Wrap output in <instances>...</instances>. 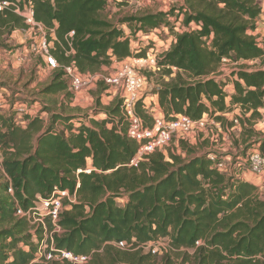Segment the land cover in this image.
Here are the masks:
<instances>
[{
    "label": "trees",
    "instance_id": "obj_1",
    "mask_svg": "<svg viewBox=\"0 0 264 264\" xmlns=\"http://www.w3.org/2000/svg\"><path fill=\"white\" fill-rule=\"evenodd\" d=\"M2 1L21 9L33 3L36 22L55 29L57 41L51 53L59 67L39 91L41 98H36L43 102L40 108L48 114L47 122L40 116L26 115L20 120L16 114H0L4 174L0 180V264H72L40 258L43 244L54 255L66 251L90 256L88 264H176L174 258L180 264H264V198L257 186L220 173L207 154L199 155L196 147L184 141L174 149L151 154L137 167L130 166L140 146L128 137L126 126L120 127L122 99L118 96L101 106V96L109 90L105 82L98 83L93 95L106 117H91L90 125L77 115V109L61 105L58 110L54 100L60 95L66 103L74 100L67 66L75 63L81 74H98L114 61L132 57L131 40L139 33L172 31L171 19L181 18L185 28L193 23L199 28L177 34L176 42L158 61L160 89L154 94L164 117L171 120L184 115L198 121L208 116L224 124V115L238 106L243 137L248 141L264 116V47L255 35L262 1L183 0L179 8L167 13L128 16L116 22L103 15L111 6L109 0ZM14 10L11 7L0 14V50L7 47L5 36L28 29ZM71 48L73 53L67 56ZM137 56L145 57L146 51ZM228 59L258 61L259 65L217 80L214 75ZM40 64L45 66L41 58ZM32 68L34 73L38 65ZM227 85L232 86L230 94L224 91ZM1 89L13 93L2 83ZM13 96L27 103L23 96ZM136 112L152 126L143 100ZM59 122L64 129L58 128ZM56 189L68 191L75 199L62 200L56 226L46 217V232L42 224L31 225L18 216L19 210L34 209L39 198L48 200ZM121 199L126 200L124 206L118 203ZM56 227L60 232H54ZM160 239L169 241L161 258L145 251L146 245ZM121 242L127 246L118 247Z\"/></svg>",
    "mask_w": 264,
    "mask_h": 264
},
{
    "label": "built area",
    "instance_id": "obj_2",
    "mask_svg": "<svg viewBox=\"0 0 264 264\" xmlns=\"http://www.w3.org/2000/svg\"><path fill=\"white\" fill-rule=\"evenodd\" d=\"M54 1V0H52ZM110 3L120 4L122 0H109ZM131 2H136V0H130ZM262 10L264 13V1L262 2ZM11 7L15 8L14 12L22 16L28 29L25 32L33 34V31L38 29L42 36L38 41H35L31 46V53L39 54L40 58L44 62V67L52 72L59 67L58 62L52 56V50L55 47V42L57 41L55 35V29H47L42 24L37 23L35 20L34 5L32 2L27 3L24 9L19 6L0 0V14L5 12ZM262 13V16H263ZM173 20V21H172ZM182 19H171L173 25L172 31L170 28H166L164 33L161 30H155L149 35H144L139 33L136 39L131 40L132 53L133 56L119 62L120 67L116 69V72L110 76H102L98 74H81L76 67L75 63L67 66L65 68L66 76L70 80V91L77 97L80 92L84 90L96 89L99 82H105L109 86V90L106 93L116 95L122 99L121 105V125L127 127L128 137L135 140L139 144V150L136 157L130 163V166L137 167L141 161L146 157L157 151H165L166 148L170 146L171 143L179 141H184L189 145H193V142H200L203 135H205L208 127L210 126L212 118L204 116L198 121H193L184 115H178L175 118L168 120L162 114V111L155 108L152 105H145L144 109L146 113L152 118V126L146 125L143 119L137 115V107L141 100H143V94L147 91L149 84V78L142 73L144 71H149L153 73L160 72L161 68L158 65V61L171 49L172 45L176 42L177 34H181L186 30H195L199 26L196 24H191L189 28H185L181 23ZM24 31V30H22ZM20 30L14 33L22 32ZM166 33V37L162 38V34ZM74 32H71L69 37L72 38ZM130 35V33L128 34ZM154 36V40L152 38ZM258 43L264 47L261 40L258 39ZM71 47V43H69ZM146 51V56L139 58L137 55L141 52ZM27 50L19 55L18 62L24 64L27 63ZM73 53V49L67 53V56ZM258 61H240L233 62L231 60H224L223 64L216 73L215 78L217 80H225V78H231L234 72L240 71L243 67L251 66L250 64ZM240 66L241 69L234 70L230 75H227L228 67ZM247 69H254L249 68ZM176 72V69H174ZM232 89L231 85H227L224 91L230 94ZM17 95L18 94H14ZM229 98V97H228ZM37 106H30L27 103H21L14 99L13 93L7 89L0 90V114H5L10 116L16 114L18 119L22 120L24 116H30L35 118L40 116V118L47 122L48 114L37 109ZM233 108H239L234 106ZM264 113V110L262 111ZM232 112L226 113V115H231ZM104 115V114H103ZM104 117H106L104 115ZM239 117H233L232 123L235 127H241ZM25 125V123H22ZM256 126H261L260 130L264 131V116L262 119L258 120ZM204 137V136H203ZM206 137V136H205ZM205 141V140H204ZM208 158L217 166L220 173L227 175L228 177H234L236 180L247 181L245 177L248 174H252L256 177H264V154L257 150L250 152L243 160L242 163L236 165L242 173L232 174L229 171L228 164L225 160L219 159L215 153H207ZM1 169V166H0ZM90 172V170L86 171ZM78 173H81L79 171ZM248 182V181H247ZM9 193H13L10 189ZM63 199H69L71 202H75L74 198H71L68 191L55 190L52 196L48 200H42L39 198V202L44 206V210L41 207L36 206L34 209H30L27 212L22 210L18 211V216L27 219L31 225L42 224L45 231L47 232L44 219L46 217L50 218L52 223L56 226L59 221V214L63 208ZM54 232H60V228L56 227ZM48 236L46 235V238ZM169 244L167 239H160L157 243H150L144 247L145 251L151 252L153 254H160L163 249H165ZM200 243H198L199 245ZM44 245V244H43ZM42 245V246H43ZM118 247L124 248L127 246L126 243L121 242L117 244ZM46 250L39 253V257H44L45 260H67L72 264H88L91 257L90 256H75L72 253L66 251H58L55 255L53 253L47 252L48 245H46ZM54 252V248H51Z\"/></svg>",
    "mask_w": 264,
    "mask_h": 264
},
{
    "label": "rangeland",
    "instance_id": "obj_3",
    "mask_svg": "<svg viewBox=\"0 0 264 264\" xmlns=\"http://www.w3.org/2000/svg\"><path fill=\"white\" fill-rule=\"evenodd\" d=\"M264 1V0H260ZM183 4V0H136V2H131L128 0L127 3L120 6L117 3H111L107 12L103 15L107 17L112 22H116L121 18H125L128 16H136V15H145L148 13H167L175 8H179ZM177 14V13H176ZM176 18V17H174ZM172 18V19H174ZM173 21V20H172ZM259 28L256 31L255 35L258 39L261 40V43L264 45V13L261 15L260 21L258 23ZM128 29V27H127ZM42 36V33L36 29L33 31V34L22 31L20 33H13L10 37L5 36L4 44L7 46L5 49L0 50V83L7 85L10 89L13 90L14 94H19L23 96L27 103L33 104L37 106L38 110L43 112V102H37L36 98H41L38 94L39 91L46 86L51 80V73L44 66L40 64V55L31 53L30 48L34 44L35 41H38ZM166 33L162 34V38L166 37ZM154 40V36H152ZM27 50V63L18 62L19 55L24 53ZM38 65V70L36 72H32L34 68L33 66ZM259 65L248 66L249 68H253ZM120 67L116 66L115 69L104 68L102 72L98 73V75L102 76H110L116 72V69ZM247 68V67H243ZM241 69L240 66L237 67H228L227 75H230L234 72V70ZM142 73L145 74L149 78V84L147 90H149V95L154 93V90L160 89V80L161 75L149 71H144ZM34 71V70H33ZM152 74V75H151ZM32 78L36 79L35 82L32 83ZM97 88V87H96ZM8 90V89H7ZM96 89L84 90L80 92L77 97H74V100L69 104L66 103L65 97L63 95L55 96V104L56 108L59 110L61 105L68 106V108L77 109V115L81 118L86 119V123L90 125V118L96 117L98 120H101L104 117L99 110L97 105L96 96L93 95V92ZM10 91V90H9ZM12 92V91H10ZM116 95L104 93L101 96V106L105 107L111 104V102L115 99ZM36 102V103H35ZM39 104V105H38ZM74 112V113H75ZM231 115H226L224 124L217 122L216 120H211L210 126L208 127L205 135L202 136L201 142L194 141L193 145L198 150L199 155H206L209 152L215 153L216 156L225 160L228 164V168L230 173L232 174H240L242 173L237 168L236 165L242 163V160L252 151L257 150L260 153L264 154V131L260 130L261 126H254L255 135L248 140L245 141L243 137V128L235 127L232 123L233 117H239L242 115L241 108H232ZM101 114V115H100ZM162 114H165L162 111ZM58 128L61 130L65 128V126L59 122ZM264 130V129H263ZM206 136V137H205ZM179 143H171L168 148L174 149L178 147ZM178 154H182L181 150H178ZM4 179V174L0 169V180ZM245 180L255 185V183L259 186L258 193L261 198H264V177H256L254 175H247ZM256 186V185H255ZM119 205L124 206L126 204V200L121 199L118 200ZM39 207L44 210V206L41 202H38ZM46 245L42 246V251L46 250ZM169 248L168 246L166 247ZM147 251V250H146ZM164 255V250L157 254L158 258H161ZM174 258V256H172ZM176 264H180L181 260L174 258Z\"/></svg>",
    "mask_w": 264,
    "mask_h": 264
},
{
    "label": "crops",
    "instance_id": "obj_4",
    "mask_svg": "<svg viewBox=\"0 0 264 264\" xmlns=\"http://www.w3.org/2000/svg\"><path fill=\"white\" fill-rule=\"evenodd\" d=\"M123 29L126 31L127 35L130 33L129 29H127L126 26L123 27ZM117 65H120L119 62H116L114 61L112 66L110 67L111 69H115ZM251 66L252 65H256V62H253L250 64ZM248 67V66H246ZM254 69L258 68V66L256 67H253ZM149 90H147L144 94H143V103L146 105H152L154 106L155 108H158L161 110V107H160V104H159V98H158V95L157 94H152V95H149ZM162 111V110H161ZM104 119V118H103ZM249 175H252V174H249ZM255 182V181H254ZM252 182V183H254ZM256 186H258L256 183H255ZM259 187V186H258Z\"/></svg>",
    "mask_w": 264,
    "mask_h": 264
}]
</instances>
